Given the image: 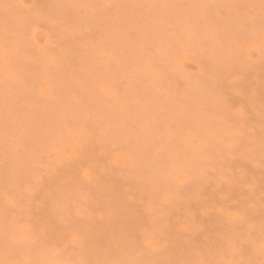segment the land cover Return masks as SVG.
<instances>
[{"label":"rangeland","instance_id":"rangeland-1","mask_svg":"<svg viewBox=\"0 0 264 264\" xmlns=\"http://www.w3.org/2000/svg\"><path fill=\"white\" fill-rule=\"evenodd\" d=\"M263 248L264 0H0V264Z\"/></svg>","mask_w":264,"mask_h":264},{"label":"bare ground","instance_id":"bare-ground-1","mask_svg":"<svg viewBox=\"0 0 264 264\" xmlns=\"http://www.w3.org/2000/svg\"><path fill=\"white\" fill-rule=\"evenodd\" d=\"M181 33H185V31L182 30ZM192 139H193V137H189V136H188V137H187V142L190 143V142L192 141ZM196 145H197V140H196ZM61 152H62V151H61ZM63 154H64V153H63ZM60 155H62V154L60 153ZM62 156H63V155H62ZM113 161H115V162L119 161V162H120V161H122V159H120V158L117 157V156H114ZM115 162H114V163H115ZM123 163H124V162H123ZM79 212H81V211L79 210ZM24 238H25V235H23V234L20 235V239H23V240H24ZM227 244H228V243H227ZM255 249H256V247H255ZM263 249H264V248H263ZM263 252H264V251H263ZM256 253H257V252H256ZM256 255H257V254H256ZM262 256H263V255H262ZM251 257H252V256H251ZM263 257H264V256H263ZM240 259H241V258H240ZM260 259H261V258H260ZM260 259H258V260H260ZM262 259H264V258H262ZM220 260H221V257H220ZM225 261H226V259H225ZM225 261H224V262H225ZM227 261H228V260H227ZM261 261H264V260H260V261H259V264H264V262L261 263ZM224 262H223V263H224ZM242 262H243V261H242ZM257 262H258V261H257ZM257 262H256V261H252V264H253V263H254V264H255V263L257 264ZM248 263H249V262H248Z\"/></svg>","mask_w":264,"mask_h":264}]
</instances>
